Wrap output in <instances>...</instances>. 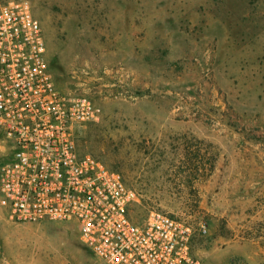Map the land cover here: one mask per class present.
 <instances>
[{"label": "rangeland", "instance_id": "374dc122", "mask_svg": "<svg viewBox=\"0 0 264 264\" xmlns=\"http://www.w3.org/2000/svg\"><path fill=\"white\" fill-rule=\"evenodd\" d=\"M27 1L55 86L99 109L77 150L135 192L129 218L184 220L203 264H264V0ZM0 264L104 263L75 222L0 209Z\"/></svg>", "mask_w": 264, "mask_h": 264}, {"label": "built area", "instance_id": "2783aa9c", "mask_svg": "<svg viewBox=\"0 0 264 264\" xmlns=\"http://www.w3.org/2000/svg\"><path fill=\"white\" fill-rule=\"evenodd\" d=\"M98 116L89 98L55 86L30 3L0 6V134L9 149L0 166L5 217L75 222L83 245L104 264H203L192 252L190 224L164 212L133 222L128 212L136 194L120 173L78 153V129Z\"/></svg>", "mask_w": 264, "mask_h": 264}]
</instances>
